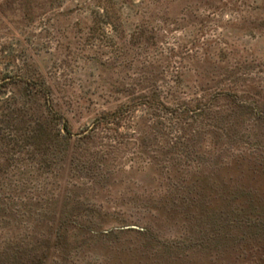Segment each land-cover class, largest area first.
Instances as JSON below:
<instances>
[{
    "label": "rangeland",
    "instance_id": "1",
    "mask_svg": "<svg viewBox=\"0 0 264 264\" xmlns=\"http://www.w3.org/2000/svg\"><path fill=\"white\" fill-rule=\"evenodd\" d=\"M0 264H264V0H0Z\"/></svg>",
    "mask_w": 264,
    "mask_h": 264
}]
</instances>
